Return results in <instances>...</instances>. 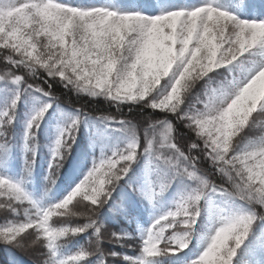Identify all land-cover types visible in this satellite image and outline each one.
<instances>
[{"label": "snow or ice", "instance_id": "snow-or-ice-1", "mask_svg": "<svg viewBox=\"0 0 264 264\" xmlns=\"http://www.w3.org/2000/svg\"><path fill=\"white\" fill-rule=\"evenodd\" d=\"M239 4L247 7L245 0ZM155 7L158 10L152 13L144 7L121 8L112 0L89 6L66 0H0V59L5 64L0 81L18 86L0 110V149L8 147L6 129L15 120L23 91L35 88L51 98L26 121L24 148L33 156L35 145L29 148L28 142L56 99L51 84L47 89L28 84L17 68L33 75L43 72L76 93L103 97L116 105L118 114L120 106L128 103L157 114L144 117L142 139L133 120L102 115V120L120 125L128 134L127 143L93 161L58 202L45 204L22 181L0 175V213L5 215L0 221V243L27 252L41 249L34 264H109L108 257H120L126 264H151L150 258L187 247L200 216V201L209 192L244 201L249 207L222 209L219 226L189 264H233L253 223L264 219V212L257 213L255 207L264 209V18H242L219 6L218 0ZM231 66L239 68V74L214 84L209 73L221 68L232 72ZM202 80L204 88L195 103L184 107L189 92ZM81 118L75 116L59 129L49 165L48 179L53 183L75 142ZM178 124L187 131L181 132ZM249 127L259 128V134L238 139ZM141 152L172 175L150 181L147 190L130 185L133 191L152 199L175 175L194 180L195 187L154 220L136 255L106 252L105 240L124 246L129 234H105L100 210ZM202 159L224 179L223 184L209 178L211 173L200 167ZM30 165L31 160H26V167ZM81 206L83 210H77ZM73 217L85 222L61 219ZM90 228L94 240L75 251H61L63 238ZM169 229L172 235L166 234ZM97 256L100 259L91 260Z\"/></svg>", "mask_w": 264, "mask_h": 264}, {"label": "trees", "instance_id": "trees-1", "mask_svg": "<svg viewBox=\"0 0 264 264\" xmlns=\"http://www.w3.org/2000/svg\"><path fill=\"white\" fill-rule=\"evenodd\" d=\"M118 4L124 2L123 0H114ZM161 4L166 5L167 1L170 0H158ZM176 2L178 0H175ZM246 1V0H245ZM69 2L76 3L75 5L80 4V2H89V0H69ZM178 5H181V2H178ZM259 8V7H257ZM249 10V7H247ZM234 67L235 66H231ZM5 68V64L2 59H0V73L3 72ZM16 71L21 72L24 75L25 81L28 84L40 85L41 87L47 89L48 85L51 84V90L55 95V102L52 103L51 106L56 105L54 108L48 109L46 113L54 112L58 114L60 117L59 121L62 125L71 121V119L75 116H82L81 121L78 126V130L76 132L75 142L72 143L71 148L68 150L67 157L62 161L61 166L59 167L58 172H55V181L54 183L48 179L49 169L45 170V166L42 164L44 158H46V144L47 141L51 140L48 136L49 126L45 122L43 118L40 123V127L38 130H35V136L29 140V148H31L32 144L35 145V155L33 156L32 152L28 150V153L23 155L19 151V138L18 135L20 130L22 129V122L25 120L26 116L24 115L28 110L26 108H22L19 104L16 107V115L15 120L12 125L8 126L7 137L8 147L6 149H0V175H5L13 180L22 181L25 189L32 194V196L38 200H41L43 203H54V200H60L61 195L63 193L61 186L62 182L67 179L69 175L70 168L77 163L74 162L75 158L80 159L81 161L87 160L86 154H88L91 150L88 146L84 144L87 141L86 136H91L92 130L97 126H93L94 121H98L102 119L100 118L102 115L111 114L113 116L119 115L120 117H127L133 120L137 126L138 130H141V139H142V128L146 121L144 117L152 114L156 116L157 114L152 113V110L149 108H144L141 110L142 105L140 104H122L120 106V112L117 113V107L115 104L106 101L103 97H89L83 93H76L75 91L66 89L62 84L56 83L50 78L46 77V74L41 72L39 75H33L29 73L26 69L17 68ZM240 72L239 68H235L234 71L230 72L228 68L217 69L209 75L212 77L213 83L224 80L226 77L231 78L233 75H238ZM1 82V90L2 94L6 96L3 98L4 101L0 104V110H3L9 103L10 98L15 93V90L11 85L7 82L9 80L0 81ZM205 81H200L196 84V86L189 92L187 100L185 102L184 107H187L190 104L195 103L196 95L200 93L204 88ZM16 87H18L16 85ZM20 87H24L23 85ZM12 92V93H11ZM23 93H31L35 95L38 99H41L44 102L50 100V97H45L43 93L38 92L35 88L27 89L22 92ZM131 108V111H129ZM24 110V111H23ZM162 115V114H161ZM83 120L88 124L89 131L87 133ZM48 127V128H47ZM105 131H109L113 134H118L120 137L119 142L117 143L116 149L123 147L126 144V138H128V134L122 130L120 125L116 121H107L105 124ZM178 128L181 132H186L187 130L183 128L182 124H178ZM259 128H246L241 136L238 139L242 141L247 138L255 137L259 134ZM93 136V135H92ZM182 143L186 142V138L184 136L180 137ZM11 148L12 150H9ZM9 152H8V150ZM95 159H98L99 155L109 154L111 155V151H106L105 149H98L93 147V151L91 152ZM88 156V155H87ZM149 157L146 153L141 152L139 157L133 163L131 170L120 182H118L115 191L112 193V198L109 200L107 204L100 210L99 213V222L103 224V229L105 234L110 232H126L129 234V237L126 239L124 246L120 244L109 243L105 240L102 244V247L106 252L108 251H116L121 253H127L128 255H136L140 251V242L141 240L137 237V232H135V217H144V213H140L136 210V208L140 207V199L138 197L137 191H133L132 187H136V185L141 182L142 175V165L145 161H149ZM26 160H31L30 167H26ZM74 162V164H73ZM152 165V176L153 181L161 176H169L172 175L171 171L166 169L163 165ZM200 167L205 171L211 173L210 179L214 180L216 184H223L224 179L213 172L212 167L209 165L208 161L201 160ZM187 188L180 193L175 195H171L167 197V199L163 203H159L158 199L165 194V191L168 189H175V185L184 184ZM196 182L192 179L182 177L180 175H175V178L171 180V183L168 184L166 189L160 193V195H156L152 204H146V208L148 212H156V213H164L165 210L171 209L174 207L176 200L182 194H186L190 192L195 187ZM130 185L132 187H130ZM124 191L125 196H120V192ZM183 192V193H182ZM220 197V193H208V196L200 201L201 212L200 216L197 219L196 224L193 226V229L190 233L191 239L186 248L182 251H178L175 254H165L158 257L150 258L152 264H189L192 259L190 256L194 253L196 248L195 237L198 235L199 231L202 230V227L205 224L204 218V210L205 203L207 199L211 196ZM223 195V194H222ZM230 205L233 204L239 208H248L249 206L244 202L238 199L229 198L224 195ZM222 204V203H221ZM229 206V205H228ZM256 207L257 213L264 212V209L260 208L258 205ZM231 208V206H229ZM83 210V206L80 209ZM5 219L4 213H0V221ZM68 219L72 224H83L85 222L84 218L81 217H73V218H61ZM264 229V219H257L249 232L248 237L241 244V246L237 249L236 256L234 257L233 264H264V248H263V238H261L259 234V230ZM93 229H88L86 232L80 233L77 236L70 238H63L64 242L61 247V251L64 253H68L71 251H75L81 245H86L90 240H94ZM166 234L172 235V231L166 230ZM128 245H131L129 247ZM7 251L9 253H7ZM41 251L39 248H34L31 251H22L18 248H15L11 245H5L0 243V264H13L9 263L6 258L7 256L11 257V260L19 264H34L39 257L37 253ZM7 255V256H5ZM6 257V258H5ZM17 258V259H16ZM100 259V257H92V261H96ZM109 264H126L120 257H108ZM14 262V263H15Z\"/></svg>", "mask_w": 264, "mask_h": 264}, {"label": "rangeland", "instance_id": "rangeland-1", "mask_svg": "<svg viewBox=\"0 0 264 264\" xmlns=\"http://www.w3.org/2000/svg\"><path fill=\"white\" fill-rule=\"evenodd\" d=\"M66 2L75 5L76 3L73 2H69L68 0H66ZM105 0H90L89 2H80V4L78 5H82V6H89V5H96V4H102L104 3ZM113 3H115L117 6L121 7V8H129L132 6H136V7H144L145 11H149L152 13H155L158 8L155 7V5H160L159 2H157V0H129V4H117L114 0H112ZM200 0H184L183 5H191L194 3H199ZM218 5L221 6L222 8H224L225 10H229L234 12L235 14H237L238 16L242 17V18H248V19H252V18H256V19H261L264 18V1H260V0H249L248 1V5L251 6V11L250 12H246L245 11V7L240 6L239 1H234V0H218ZM255 5H259L262 6L261 7V12H254L253 7H255ZM176 6L175 2L170 1L166 4L165 7H174ZM9 85H11V87L14 88L15 92L17 90V87L14 83H12L10 80L9 82H7ZM1 82H0V104L1 102L4 101V97L6 96L5 94H2V90H1ZM12 93V92H11ZM15 93H13V95L11 96V98L14 96ZM10 98V100H11ZM43 103V101L41 99H38L35 97V95L31 94V93H23L21 94L20 100L18 101V104L22 107V108H26V110H28L24 115L26 116L25 120H23L22 122V129L20 130V133L18 135L19 138V151L20 153H22L23 155L28 153V150H26L24 148V131H25V126H26V121L29 117V115L34 112L41 104ZM56 107V105L51 106L50 108H54ZM49 108V109H50ZM24 111V110H23ZM45 122L47 123V125L49 126V132L50 134L48 135L51 140L47 141L46 144V158H44L42 164L45 166V170L48 171L49 169V165L50 162L52 161V153H53V148L55 146V140L57 138V135L59 133V129L62 126V124L60 123L59 119L60 117L58 116V114H55L54 112H50V113H45L44 116ZM107 121L104 120H98V121H94L92 124L93 126H97L96 128H94V130H90L92 132L91 136L87 135V141L84 144L85 146H88L90 148V152L88 154H86V159L85 161H81L78 158L74 159V162L77 163V165L71 167L70 171H69V175L68 178L65 179L62 182V186L61 189L63 191L62 195H61V199H63L70 191L71 189L75 186L76 183H78V181L82 178V176L84 174H86L87 170L91 167L93 161H98L101 158V155L98 156V159H95V157L92 155V151H93V147L98 148V149H105L107 152L108 151H114L116 150L117 147V143L120 140V137H118V134H113L109 131H105V128L103 129V127H105ZM85 126V129L88 132L89 131V126L88 124L83 120V123ZM93 135V136H92ZM129 137L126 138V142L128 141ZM8 150V149H7ZM9 150H12L11 148H9ZM8 150V152H9ZM88 155V156H87ZM105 155H109V154H105ZM73 162V164H74ZM142 179L141 182H139L136 187L140 188L142 190H147L150 181H153V170H152V165H150V162L147 160L143 163L142 165ZM1 174V173H0ZM175 189H168V191H165V194L162 195L159 199L158 202L161 204L163 203L167 197H170L171 195H175L177 193H180L182 191L181 187H183V190L187 188V183L186 185L184 184H179V185H175ZM161 192H158L156 195H160ZM183 193V192H182ZM138 197L140 199V207L136 208V210L140 213H144V217L140 218V217H135L134 221H135V230L138 233V237L142 240V238L144 237L146 230L153 224L154 220L164 214L165 212H167L169 209L165 210L164 213H156V212H148L147 208H146V204H152L154 201V196L152 199H149L147 196L141 195L140 192H137ZM120 196H125L124 195V191L122 190V192H120L119 194ZM60 200L55 199V202H58ZM222 203V204H221ZM231 206L232 209H238L239 207L234 206L233 204L230 205V202L224 198V195H222L220 193V197L218 198L217 196L211 195L208 198V201L206 202L205 205V212H204V218H205V224L202 227V230L199 231L195 241L197 242L196 244V250L195 252L190 256V258L193 260L195 258L198 257V255L204 250V248L207 246V243L209 242V237L211 234H213L214 228L219 226V222H220V217H221V210L224 208H229V206ZM261 238H263V248H264V229L262 228L261 230L258 231ZM9 253V252H8ZM6 258V257H5ZM9 258V259H8ZM7 258L8 261H12L10 260L11 257L9 256ZM152 264V263H151Z\"/></svg>", "mask_w": 264, "mask_h": 264}]
</instances>
